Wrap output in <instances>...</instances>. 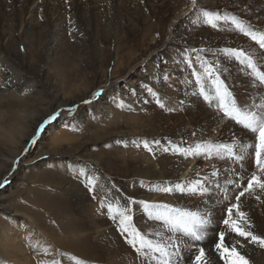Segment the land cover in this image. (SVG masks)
<instances>
[{
	"label": "rangeland",
	"instance_id": "1",
	"mask_svg": "<svg viewBox=\"0 0 264 264\" xmlns=\"http://www.w3.org/2000/svg\"><path fill=\"white\" fill-rule=\"evenodd\" d=\"M0 1L2 3L0 4V51L2 50L20 70L26 73L29 77L26 83L30 86H25L29 90L25 94L26 97L20 95L21 99H0V110L4 111L3 118L6 119L2 122L6 130L0 129V163L4 164L10 159L13 146L20 148L12 167L0 179V184L4 185L0 187V232L2 227L7 232L14 230L23 212L26 213L27 203L33 205L34 210L38 207L45 210L47 205L42 203L47 204L49 201L52 209L64 208L69 210V213H74L72 219L74 224L52 213L47 214L46 218L43 217L39 225L43 231L42 238L46 241L44 248L53 247L55 252L53 258L60 259L61 264H75L71 257L80 258L83 255L94 258L97 256L96 263L105 264L106 256L98 248L99 245L94 235H83L89 225L78 214L74 207L75 200L69 191L72 181H75L72 182L74 186L78 185L75 186L78 190L84 185L83 182L78 181L79 178H76L78 177L76 162L95 160L107 171L106 174L111 176L115 186L120 188V192L125 197L136 199L135 192L126 185L130 178L125 172L133 173L135 167L140 166L142 162L132 159L134 156L131 153V144H129L130 118L125 119L123 115L136 116L140 119L142 113L139 110L124 112L122 105L126 101H131L129 100L131 98L140 100L144 104L147 102L146 98L151 100L152 97H148L146 91L154 89L152 83L155 79H151L150 84L146 80L149 77L148 72L138 73L143 70L144 62H137L134 65V61H131L128 62L131 65L121 66L120 62L126 64L121 56L127 51L134 53L135 50L138 55L143 54L144 45L148 43V40L144 41L143 38L151 29L164 27L166 32H173L178 26L173 17L175 10H178L176 7L180 4H187V2L185 0H67L65 4L61 0H56L49 9V13L54 14L51 20L40 19L41 24L34 23L29 32H23L18 27L14 34H10L8 20L12 17L11 5L14 2L13 0ZM16 1L17 4L20 3V0ZM38 1L41 0H36L35 4ZM1 5L5 7L3 11H1ZM190 7L191 5L182 15L178 16L181 18H177L178 22L183 23L182 27H185L186 31L184 23H190L191 19L188 17L193 14H190ZM31 8L30 4L27 11ZM63 11H67V15L61 14ZM24 17L27 18L28 13ZM55 18L56 21L53 20ZM161 19L164 25L159 23ZM63 20L65 24H58ZM11 35L15 36L14 41ZM162 42L155 48L147 47V53L154 51L156 54V49L162 48ZM146 60L150 62L149 59ZM156 61L155 68L161 70L163 68L162 59ZM160 70H158L160 87L173 93L175 85L172 83L174 79L172 72L168 70L167 73L164 70L161 72L162 76H159ZM246 70L249 72L247 68ZM246 70L244 69L242 73L245 74ZM188 75L189 79L192 76L195 77L191 69ZM170 77L171 79H168ZM199 84L198 86H203V84L208 86L210 94L214 93L211 78ZM101 89H103L101 95L93 99L92 94ZM139 91H141V96L138 94ZM199 97L203 98V95L199 94ZM234 97L238 103L246 102L241 96L236 98L235 95ZM260 98L263 100L264 96L260 95ZM259 99L257 103H260ZM84 100H92V103L85 104ZM72 106H75V110L69 114L67 109ZM155 106L159 109L160 104L156 101ZM116 109L122 112L117 118L115 117ZM161 109L164 115L171 113L162 107ZM57 111H60V115L46 124L44 130L37 134L39 125ZM144 113H147L148 117L143 120L157 117V110L153 107L145 109ZM29 114L36 119L39 116L42 117L37 124L33 125L30 134L24 136L23 145L20 144L19 139L16 140L18 144L16 142L10 144L7 130L11 125L21 121V115L26 116L22 121H32ZM55 135H62L60 143L59 141L56 144L53 143ZM33 136H36L35 143H32ZM185 143V141L181 142V144ZM151 149L156 150V147ZM134 152L139 155L138 150ZM254 155L255 151L249 157H252L253 165ZM229 162L232 164L231 168L235 166L232 161ZM249 175L250 173L247 172V176H244L245 184ZM85 178L82 179L85 180ZM5 179L8 181L6 184ZM50 181L54 184L61 183L57 187L61 193L54 195L51 199L49 198L52 195H48L53 191ZM252 199L253 205H257L256 209L262 214L261 207H259L262 203ZM135 206L137 205H133ZM14 210H19V212H14ZM260 213L257 215L259 218ZM6 217L12 218L11 223H13L9 224L11 226H7L3 221ZM115 233L120 237L117 231ZM1 242L0 239V264H16L18 258L12 257L11 254L7 256L1 249L3 245ZM65 243L73 249L65 248L63 246ZM243 250L247 249L244 248L241 251ZM221 264H224L223 260Z\"/></svg>",
	"mask_w": 264,
	"mask_h": 264
},
{
	"label": "bare ground",
	"instance_id": "2",
	"mask_svg": "<svg viewBox=\"0 0 264 264\" xmlns=\"http://www.w3.org/2000/svg\"><path fill=\"white\" fill-rule=\"evenodd\" d=\"M41 1H38V3L35 4L36 0H20V3L17 4V1L13 0L14 3L11 5L12 17L8 20L10 34H14L15 29L18 27L22 29L23 32H29L34 23L41 24L42 21H40V19L49 21L53 18L52 15L54 14L49 13V9L56 0ZM61 1L67 4V0ZM185 2H187V4H180L176 7L178 10H175L173 15L176 20V24H178L177 27L180 28L175 27L174 31L170 33L169 31L166 32L164 27L155 30L151 29V31L144 35L143 38L144 41L148 40V43L144 45L145 48H143V54L138 55L135 50L134 53L127 51L126 54L121 56L122 60L124 59L126 62V64L120 62L121 66L131 65L128 64V62L131 61H134L133 64H136L137 62H144L145 66L142 68L143 70L138 73L142 74L148 72L149 77L148 79L146 78V80H148L149 83L151 82V79H155L154 83H152V87L154 89L152 91L147 89L146 91L148 92V97H152L151 100L146 98L148 104L147 102L144 104L143 102H140V100L137 101L136 99L130 97L131 99L129 100L131 101H126V103H123L124 105H122L124 112H128V110L129 112L139 110L142 113V117L140 119L136 116L122 114L125 119L130 118V143H128L131 144V153L134 156L132 159L142 162L140 166L135 167L133 173L125 172V174L129 175L130 178V181L126 182V185L135 192L137 200L167 203L173 205L174 207L189 209L192 211H204L206 208H212L214 216L218 220L222 215L223 206L216 204L217 197L214 192L209 194L212 197L209 199V195L200 198L187 196L179 192L163 193L157 191L156 189L158 187L165 186V182H167V186H171L175 182L186 179H190L192 181L197 179L207 180L208 186L214 189L216 182L223 184L226 175L225 169H231L232 164L229 160L219 159L215 155H213L211 159H205L203 155L185 157L180 151H176V148L194 150L195 145L201 142L234 144V141H239L241 144L251 143L253 145L255 142L254 140H256L255 134L251 133L250 130L244 129L242 125H238L234 121L223 117L222 113L218 109L217 102L213 101L210 104L208 101L199 97L201 87H204L210 94L209 87L204 84L203 86L201 85L202 82H205L209 77L205 75L200 82H197L196 76H192L191 79L188 78V71L191 69L192 72L196 71L203 73L206 62L207 64L212 65L214 70H218L215 74L219 75L221 79L225 81L233 96L236 95V98L241 96V98L246 100L247 104H251L253 102L260 104L262 102L260 95L264 96L263 87L253 82V78L250 74H248L249 72L246 70L245 65L241 64L234 57L226 54L223 49L232 47L242 48L257 58L260 57L261 50L254 41L244 36L238 29H236L230 19H219L215 22L216 26L213 27L212 25L204 22V17L201 13L192 11L190 14H193L188 17L191 19L190 23L184 21V24H186V31L185 27H182L183 23L181 21H177V18H181L178 16L182 15L183 12L191 5L190 0H185ZM199 3L201 7L215 12L221 17L236 16L243 21L246 26L251 27L252 30L264 31V2H262V0H199ZM0 4H2L1 1ZM30 4L32 5V8L30 11H27ZM4 8L5 7L2 6L1 11H3ZM27 13L28 17L26 18L24 15ZM61 14L67 15V11H63ZM53 20L56 21V18ZM64 22L65 20L60 21L58 24L63 25ZM159 23L164 25L162 19L159 20ZM167 35L169 37H167ZM14 37V35H11L12 41H14ZM164 40L165 42H162ZM161 42L162 48L156 49V54L154 51L147 53V47L150 46L155 48L156 45ZM146 59H149L150 62L148 63ZM157 59H162L163 61V68L161 70L155 68L154 66ZM261 63H264V61H261ZM244 69L248 73L245 72V74H243L242 72ZM158 70H160L159 76H162L161 72H164V70H166L167 73L168 70L172 72L174 76L172 83L175 85L173 93L168 92L167 89L165 91V89L160 87L161 81L160 77H158ZM168 79H171V77ZM28 80L29 77L26 73H24L23 70H20L19 67L1 50L0 99H21L20 95H24L22 97H26L25 94L21 93H25L27 87H30L29 84L26 83ZM198 84L201 86H198ZM256 89L258 90L256 91ZM27 92H29V90ZM160 93L161 96H159ZM138 94L141 96V91H139ZM211 95H214V93H211ZM258 99L260 103H257ZM157 100L164 105L163 109L171 112L169 115H164L162 113L161 103H159V109L155 106V102ZM119 105L120 104L118 103V106ZM149 107H153L157 110V117L154 119L150 118L143 120V118L148 117L147 113H144V110ZM119 109H121L120 106ZM120 113L122 112L117 111L116 109L115 117L117 118ZM3 115L4 111L0 110V129L5 128L2 126L3 120H6L3 118ZM21 117V121L26 118L24 115H21ZM29 117H32V121H19L17 124L11 125L9 129L10 131L7 130L9 133L8 141L10 144L15 143L16 140L19 139L20 144L23 145L24 136H28L30 134L31 128H33V125L38 123L42 116H39L37 119L33 115H30ZM27 122H29L28 125ZM62 135H55L53 137V143L56 144L57 141L60 143ZM145 140L151 148L156 147V150L149 152L143 146V141ZM182 141H185L186 143L181 144ZM7 145L9 144L7 143ZM12 148L13 151L10 153V159L5 161L4 164L0 163V179L8 171V169L12 167L13 160L20 151L19 146H13ZM169 148H171V150H169ZM165 149H168L169 151H165ZM136 150L139 151V155L134 152ZM236 150L239 152L238 148H236ZM254 151L255 145L248 150L249 155L246 157L244 162L245 170H241L238 165L234 166L238 169L237 172H241L243 176H247V172L251 173L255 169V165L252 163V157L249 158L251 153ZM46 161L50 162V160ZM59 162L61 161L59 160ZM76 164V166H78V177L76 178H79L78 181L83 182L84 185L80 190H78L75 188V186L77 187L78 185L74 186L73 184L75 181H72L73 183L70 181L71 185L69 186V191L75 200L74 207L77 209L78 214L82 220L89 225L83 235H94L99 245V247H97L102 250L106 256V259L104 260L105 264H140V260L136 257L134 251L131 250L122 238L116 235V226L107 217L106 210H104L105 214L97 212L99 200L105 195L112 198L114 202L119 203H123L127 197L120 192V188L115 186L116 184L110 178L111 176L107 175V171L95 160H93V162L80 160L77 161ZM213 165L215 166V169L218 170L219 174L217 176L211 175L213 172ZM81 169H83L87 175L98 178L99 184L95 193L90 192L86 187L87 181L85 176L79 175ZM197 172L200 173L199 176L196 175ZM82 178H85V180ZM236 179H238V177ZM141 181H143V184L140 183ZM50 184L53 191L49 194L47 193L48 195H52L49 199H51L54 195L61 193L57 188L58 185L61 184L60 182L54 184L50 181ZM113 185L115 187H113ZM229 187L231 188V186ZM109 189H111V191H108ZM93 195H95V199L93 198ZM261 199L264 200V196H262ZM233 200L234 199H232V201ZM242 201L243 210L249 213L252 222L255 224L254 231L258 234L264 235V208H262L264 203L259 206L261 207V214L256 209L257 205H253L252 198L245 197L242 198ZM225 203L227 204L228 202ZM42 204L47 205L45 210H42L39 207L34 210V206L27 203L26 213L23 212V216H21L18 224L15 225L14 230L11 232L5 231L6 229L4 227L1 228L0 239L3 244L1 245V249L7 256L11 254L12 257L14 256L15 258H18V262L16 264H36L38 259H51L54 257L55 252L53 247H49L50 255L47 257H45L42 252L46 241L42 238L43 231H41L39 221H41L43 217L46 218L47 214L52 213L58 217H63L65 221H69V223L74 224V220H72L74 213H69V210L64 208L52 209L49 206V201H47V204L44 202ZM131 207L134 214L135 225L140 228L141 231H153L155 229V223L147 220L142 208L139 205L135 207L132 205ZM29 211L32 213L29 214ZM14 212H19V210H14ZM258 213H260V218L257 217ZM223 214L226 215V212H223ZM256 217L259 219L257 220ZM11 219L12 218H9L8 220L4 218L3 221L7 226H11L9 225L13 223H11ZM215 238L216 237L210 236L202 246H205L206 250L209 248L211 249V254L214 257L213 264H221V259H219L214 247H212V241ZM233 238L234 237L226 235V243H229V241ZM33 244L36 245L35 248H32ZM63 246L68 249H73L66 243ZM245 249L247 250H243V252L247 255L250 264H264V249L255 245H247ZM194 255L195 250L190 253H186L185 264H188L187 257H194ZM80 259L87 262L89 261L88 264H93L96 263L97 256L94 258L83 255ZM90 260L93 263L90 262ZM101 264L103 263L101 262Z\"/></svg>",
	"mask_w": 264,
	"mask_h": 264
},
{
	"label": "snow or ice",
	"instance_id": "3",
	"mask_svg": "<svg viewBox=\"0 0 264 264\" xmlns=\"http://www.w3.org/2000/svg\"><path fill=\"white\" fill-rule=\"evenodd\" d=\"M190 4L189 11L201 13L205 23L215 27L217 20L230 19L236 29L255 42L261 50L259 58L254 57L242 48H225L223 51L245 65L253 78V82L264 87V63H261V61H264V31L252 30L236 16L221 17L217 13L201 7L199 0H190ZM216 71L218 70H214L212 65L205 62L203 73L193 72L197 82H200L205 75L212 80L214 95L209 94L204 87H201L200 94L210 104L213 101L217 102L218 109L223 117L242 125L244 129L255 134V169L246 179V184L244 183L245 177L241 172H237L236 168L232 167L231 169H225L226 175L223 184L216 182L214 189L208 186L207 180L200 179L195 181L190 179L181 180L171 186H167V182H165V186L156 189L163 193L179 192L187 196L200 198L214 192L217 197L216 204L223 206L222 215L218 220L214 216L212 208H206L204 211H192L174 207L167 203L136 200L133 197H127L123 203L114 202L107 195L101 198L97 212L105 214L104 210H106L107 217L115 224L120 237L134 251L136 257L140 260V264H185L186 253L193 250H195V255L194 257H187L188 264H213L214 257L211 254V249L206 250V247L202 246L210 236L218 237L213 239L212 247H214L219 259L224 261V264H250L247 255L241 251L247 245H255L264 249V235L257 234L254 231L255 224L252 222L249 213L243 210L242 201V198L248 197L264 203V200L261 199L264 196V100L260 104L255 102L251 104L238 103L225 81L215 74ZM27 91L26 89L24 94ZM102 91L103 89L94 92L92 94L93 99L98 98ZM83 103L91 104L92 100H84ZM157 103L161 102L157 100ZM161 107H164L162 103ZM74 110L75 106L67 109L69 114ZM59 115L60 111H57L48 116L39 125L37 134L44 130L46 124L55 120ZM35 142L36 136H33L32 143ZM143 146L149 152L152 151L146 140L143 141ZM252 147L251 143L241 144L239 141H234V144L201 142L195 145L194 150L180 148L175 150L180 151L185 157L203 155L205 159H211L215 155L219 159L232 161L233 165H238L241 170H245L244 162L249 155L248 150ZM235 148H238L239 152L234 150ZM167 150L165 149V151ZM212 167L213 172L211 175L217 176L219 174L218 170L215 169L214 165ZM79 175L86 177V187L90 192L95 193L99 184L98 178L87 175L83 169L80 170ZM196 175L199 176L200 173L197 172ZM235 177H238V179ZM7 182V179H5L4 183ZM140 183L143 184V181ZM3 186V184H0V187ZM113 187L115 186L113 185ZM108 191H111V189ZM233 194L235 202H231ZM93 198H96L95 195H93ZM211 198V195H209V199ZM132 205H139L147 220L155 223L153 231H141L135 225ZM223 212H226V215ZM226 235L234 238L226 243ZM35 247L36 245L33 244L32 248ZM42 252L45 257L50 255L48 248H43ZM71 259L75 261V264H88L87 261L75 256H72ZM36 264H61V260L41 258L37 260Z\"/></svg>",
	"mask_w": 264,
	"mask_h": 264
}]
</instances>
